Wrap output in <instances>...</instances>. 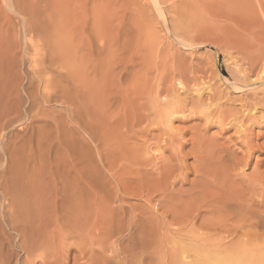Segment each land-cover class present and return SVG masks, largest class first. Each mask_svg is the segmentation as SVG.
I'll use <instances>...</instances> for the list:
<instances>
[{"label": "rangeland", "instance_id": "obj_1", "mask_svg": "<svg viewBox=\"0 0 264 264\" xmlns=\"http://www.w3.org/2000/svg\"><path fill=\"white\" fill-rule=\"evenodd\" d=\"M27 1L34 4L40 16L37 18L47 29L63 23L69 28L72 25L71 28L84 27L87 31V85L79 90L83 119H76L72 107L43 100V84L40 83V88L37 86L39 79L34 73V55H22L29 39H24L22 34L21 17L5 7L12 22V44L19 46L25 59L24 71H20L23 124L18 121L16 124L20 126L15 125L5 136L2 133L0 146L7 148L13 135L36 119L35 128L45 137L40 139H44L47 172L53 173L54 179H58V174H71L72 179L84 174L83 181L88 184L85 181L82 184L84 199L91 203L82 207L67 202L55 207L51 203L40 213L27 217L28 225L24 229L25 221L11 220L3 206L6 202L0 200V205L3 204L0 207V264H107L110 261V264H119V244L127 243L130 231L120 229L118 222L111 233L105 228L110 222L106 220L115 216L122 222L123 217L126 219L133 212L132 217L138 216L139 220L133 217L137 223L149 220L153 213L159 220L175 222L176 229L179 226L178 229L192 230L212 240L263 241L264 221L262 228L252 229L249 224L239 225L238 220L231 219L227 233L221 223L216 229L211 224L220 221L211 202L218 201L220 195L240 197L253 207L257 205L255 210H263L264 215V0ZM37 3L42 4L40 9ZM41 12L46 13L44 17ZM29 77H33L38 87L41 103L40 111L30 116L27 112ZM173 104L180 112L166 125L168 119H162L161 113ZM90 118L94 120L96 137L83 123ZM6 148H0V165ZM28 152L30 149L27 155ZM92 197L100 202L98 206L92 203ZM250 197L254 199L251 202ZM72 209L76 214L79 211L77 219L76 214H69ZM57 210L60 216H56ZM114 211L118 217L111 216ZM186 214L198 215V218L186 225L180 218ZM176 215L180 219H174ZM73 219L85 223L80 238L68 234ZM176 221L179 225H175ZM58 226L64 229L59 230ZM66 232L68 237L62 238ZM241 232L245 238L239 236ZM60 236L66 241L60 240ZM153 251L142 264H160L156 262V250V254Z\"/></svg>", "mask_w": 264, "mask_h": 264}, {"label": "bare ground", "instance_id": "obj_2", "mask_svg": "<svg viewBox=\"0 0 264 264\" xmlns=\"http://www.w3.org/2000/svg\"><path fill=\"white\" fill-rule=\"evenodd\" d=\"M37 1H39V0H37ZM47 1H49V0H47ZM47 1H46V4H48V3L50 4V2H47ZM32 2L35 3V0H32ZM54 2H57V0H55ZM58 2H59V0H58ZM40 3H37V5L39 4V7L36 6V4H35V6L39 9H40V5H42ZM51 4H52V2H51ZM73 4H75V3H73ZM5 7L9 11H11L14 14L21 17V22L19 24L22 23V25H21L22 26V34L24 36V39H26V40L29 39V43H26V46L24 49V54H22V55L27 56L28 53H32L34 55L33 67H34V70H36V71H34V70L33 71H34V73L36 72L38 75L37 78L39 79V82H38L37 86H39L40 83L43 84L42 87H43L44 93H41L43 100L46 103L51 102V101H56L58 104V102H61V103L65 104L64 106L67 105V108L72 107V109H73L72 114L76 117L77 120H82L83 116L81 114V110L79 109V106L81 104V100L83 101V99H81V93L79 92V90L80 89L83 90V88H85L87 85V72H88V67H89V63H88V59H87V50H86V47H87L86 40L88 39L86 29L84 27L71 28L72 25H70L71 27L69 28L67 26H64L63 23H62L63 26L60 25L59 23H57V25H60V26H57V27L55 26L51 29H49V28L47 29L45 27L46 25L44 26L43 25L44 23L40 22V20L37 18L40 16H38V12L35 9L34 4H32L31 2H28L27 0H0V136L2 133H4V136H5V133L7 131L13 130L15 128V125H17L16 123L18 121L22 123V121L20 119L22 116V114H21V110H22L21 107L22 106H21V98H20V87L22 86L21 81H23V79H21V75H20L21 72L20 71L23 70V65L25 63V59H23L22 55L20 54L21 52L19 51V46L17 44H12L13 35L10 33V31H11L10 30V28H11L10 24H12V22H11V19H10L9 14L7 13ZM54 9H57V8L54 7ZM51 10H53V9H51ZM43 13L44 12H41V14H43ZM45 14H43V17ZM42 20H45V18H43ZM71 21H73V20H71ZM45 22H47V21H45ZM19 30L21 31L20 27H19ZM14 36H15V33H14ZM15 41H16V39H15ZM96 66L97 67L99 66V62H98V64H96ZM47 75H49L50 77L46 78ZM22 83H24V82H22ZM27 85H29V86H27ZM27 85L26 86L28 87L27 88L28 89V99L30 102V106H29V108H27L28 109L27 112L30 116V114L32 112L36 111V114H37L40 111L41 103L39 101V98H40L39 94L40 93L37 90L38 87H35L33 77L28 78V84ZM39 88H40V86H39ZM46 90H49V92L46 93ZM24 92H25V90H24ZM83 94L84 93L82 92V95ZM23 104H24V102H23ZM63 104H61V105L63 106ZM86 105H88V104H86ZM25 106H27V103ZM84 106H85V103H84ZM177 109L178 108L175 107V105L174 106L169 105V107H167L165 111H162L163 113H161V118L162 119H168V121H166V125H168V124L170 125L171 117H174V115L176 116L180 112V111L177 112ZM84 114H85V112H84ZM23 121H25V120H23ZM34 121H36V119H34ZM34 121L29 126H27V128L25 130H23V131L21 130L22 132H17L16 134H14L13 137L9 140L7 148L4 147L5 145L3 147L0 146L1 149L6 148L4 150L5 151L4 160L2 161V158H1V161L3 162V164L1 162L2 165H0V200H2L1 202H6V205H3V204H1V205L5 206L4 207L5 211L8 214L7 216H9L11 220H15V222L17 221L18 223L25 221L24 222L25 224L23 227L24 229L28 225V224H26L27 223V217H31L36 212L40 213V211H42V209L45 206L48 207V205H51V203H54L55 207L59 206L60 202H63V203L67 202L66 204H68V205L70 203L71 205H74V207L78 206V205H80V207H82L88 203L84 199L85 198V191H84L85 189L82 186L83 182L85 181V180L83 181L84 174L78 175V171H77L78 176H77V178H74V179H72V177L70 176L71 174L70 175L68 174L66 176H64L62 174H58V176H59L58 179L57 178L54 179L55 175L53 173L47 172V170H46L47 161H46L45 152H44L45 147L42 144V141H44V139H42V140L40 139L42 137L41 136L42 134H40V131L36 130L35 126H37V124L35 125ZM83 123H84L85 128L89 132H91L92 135H94L96 137L97 133H95V132H97V131H96V127L94 126V120L93 119H91L90 121L85 120ZM39 124L41 125V122ZM49 125H51V124H49ZM17 126H20V125H17ZM43 128H45V127H43ZM46 128H47V125H46ZM80 128H81V126H80ZM11 133H13V132H11ZM11 133H10V135H11ZM6 134H8V133H6ZM92 135H90V136H92ZM7 136H9V135H7ZM2 137H3V134H2ZM42 138H45V137H42ZM2 142H3V140H2ZM3 144H1V145H3ZM46 144H48V143H46ZM28 149H30V153L28 152L29 155L26 154ZM0 152H2V151H0ZM50 164H52V162ZM133 165H134V163H133ZM72 170H73V168H72ZM84 170H86V168ZM58 173H59V171H58ZM74 177H76V176H74ZM58 181H60V182H58ZM256 182H257V184H260L258 182H261V181L257 180ZM85 183H86V181H85ZM84 186H85V184H84ZM255 188L257 189V186H255ZM236 189L237 188H235V190ZM253 191L255 192V190H253ZM243 192L246 193V191H243ZM95 194H96V192H95ZM252 195L253 194H251V196ZM119 196H121V197H119L120 200L124 197V196L122 197V195H119ZM95 197H97V196H95ZM116 197H118L117 194H116ZM220 197L221 198L218 201L215 200V202H211V205L214 206L215 214L218 216L217 218L219 220L217 218L216 219L218 221H220V222L216 221L217 222L216 224H211L212 226H215L216 229H217L218 225L220 226L221 224H223V226L221 225L222 227H224L222 229L224 231L226 230L225 232L227 233V228H228L227 226L229 223L228 221L231 219H233V221H234V219L236 221L238 220L239 225L246 226L247 224H249V227H251L252 229L259 228V226L264 221V219H263L264 215H262L263 213H261V212H263V210L261 212H258L255 210L257 205L255 207H253V204L245 203L240 197H232V196H228V195H223V196L220 195ZM92 199H93V197H92ZM245 199H246V197H245ZM122 200H124V198ZM251 200L252 201L254 200L253 197L252 198L250 197V202H251ZM100 201L102 202L103 199H101ZM245 201H248V200H245ZM98 202L99 201H97V199H96V202L93 199L92 203H97V206H98ZM106 202H109V201H106ZM113 202H111V203H113ZM120 202L122 203V201H120ZM209 202H210V200H209ZM90 203H88V204H90ZM165 204L166 203H164L163 205H165ZM1 205H0V207H1ZM106 205H107V203H106ZM206 205L207 204H205V206ZM101 206H103V205H101ZM161 206H162V204H161ZM168 206H170V205H168ZM175 208H176V210H178L177 207H175ZM114 209H118V208H114ZM119 209L122 211V205L119 207ZM167 209L168 208H166L165 210H167ZM170 209H168V210H170ZM102 210H100V212ZM128 210L129 209H127L126 211H128ZM171 210H170V212H173ZM58 211L59 210H57V212H55L56 216H60L61 212L59 211V213H58ZM95 211L96 210L94 209V212ZM112 212H113V210H112ZM115 212L116 211H114V214L110 213L111 216L117 215V217H118V214ZM178 212H179V210H178ZM178 212H177V214L180 213V212L179 213ZM78 213H79V211H78ZM82 213H81V215H82ZM98 213H97V216H98ZM200 213L201 212H199V214ZM43 214H41V215H43ZM52 214H53V212H52ZM69 214L75 215L76 212L74 209H72L69 211ZM77 214H76V216H77ZM99 214H100V216L102 215L101 218H104V215L102 213H99ZM106 214H109V212ZM119 214L122 215V213H119ZM127 214L128 213H126V216H127ZM152 214L149 215V220L141 221V223H137V221L139 220L138 216L137 217L133 216L134 218L136 217L138 219L135 222L134 220L136 218L134 219L131 215H129V216H131V218H133L132 220H131V218L129 219L131 221L128 220L129 216L125 217L126 219H124V217H123L124 220L122 219L121 220L122 222L119 221L120 218L115 219L116 218L115 216H114L115 218L112 216V219L106 220L107 223L110 221L108 223V225H105L106 226L105 228L108 230L110 229V232L113 231L114 228H116V227H114V225L116 226L118 222H119L118 224L120 226V229L121 228L122 229L127 228L130 231V232H128L129 237H128L127 243L125 244V242L122 241L123 243L121 242L122 244H119L120 247L118 246L120 248V249H118V251L120 250L119 251L120 257L118 256L120 261L117 260L119 262V264H121V261L123 262V264H138V263L142 264V262H144L147 255H149V253L151 252V250H154V251L156 250L157 254L154 251H153V253L158 255L157 256L158 261H156V262H158L160 264H264V239H263L264 236H263V238L261 236L263 241H260V240L253 241L251 238V241H253V242H245L244 240H242L240 238H239L240 240L236 239V241H231V240L226 241V239H228V238H226L224 240L216 239V238H215L216 239L215 240L213 238V240H212V239H210V236L206 237L205 235H201V234L196 233L192 230L191 231L190 230L184 231L183 230L184 228L178 229L179 226H177V229H176V226H174L175 222H173V224H171L169 222L164 221V218H163L164 215L162 216L163 220H159L158 216H157L158 217L157 218V217H155L156 215L154 216V214H153V216H152ZM170 214H172V213H170ZM180 214L183 215L182 213H180ZM37 215H39V214H36V216ZM165 215H167V214H165ZM2 216H3V214H2ZM107 216H109V215H107ZM111 216L109 218H111ZM123 216H125V215H123ZM177 216H179V215H176L173 218L177 219V220L182 218L183 220H185L184 224H186V225L187 224L190 225L191 221L194 222V220H196L198 218V215H194V216L190 217V216H188V214H186L180 218H178ZM34 217H35V215H34ZM64 217H67L66 214L64 215ZM39 218H41V217H39ZM61 218L62 217H58V219H61ZM77 218H78V216L75 219H77ZM82 218H83V216H82ZM84 218H86V216H84ZM95 218H93L95 220L94 222L97 221V219H95ZM99 218L100 217H98V220H99ZM171 218H169V219H171ZM213 218H211L210 221ZM52 219L54 220V218H52ZM141 219L142 218H140V220ZM165 219H166V216H165ZM169 219L167 218V220H169ZM31 220H33V219H31ZM67 220H68V218H67ZM73 221H74V219H73ZM212 221L214 222V219ZM212 221H211V223H212ZM84 222H86V221H84ZM94 222H93V224H91V223L90 224L93 226ZM177 223L178 222L176 221L175 225H179ZM219 223H221V224H219ZM53 224H54V221H53ZM84 224L85 223H83L81 220H80V222L74 221L73 225L70 223V225H72L70 228L71 234L66 232L65 233L66 236L63 235L62 238L65 237V239H66L68 237L67 233L69 234V236L71 235V236H74L75 238L79 237L81 235V233L84 231L82 229ZM101 224H102L101 226H103L104 223H102V221H101ZM192 224H194V223H192ZM207 224H208V222H207ZM61 225H63V224H61ZM98 225H100V223H98ZM98 225L96 224L95 226H98ZM53 226H56V224ZM92 226H90V227H92ZM229 226H230V224H229ZM231 226H233V225H231ZM236 226H237V224H236ZM262 226H263V224H262ZM171 227H173V228L171 229ZM58 228H59V226H58ZM60 228H59V230H60ZM95 228H97V227H95ZM181 228H182V226H181ZM231 228H233V227H231ZM238 228H239V230L238 229L237 230L240 231L241 226ZM242 228H244V227H242ZM24 229H23V231H24ZM98 229H99V226H98ZM100 229H101V227H100ZM89 230L90 229H88V231ZM102 230H98V231H102ZM237 230H234V231H237ZM63 231H67V230H63ZM244 231H246V230L244 229ZM211 232H213V231H211ZM51 233H52V231H51ZM86 233H89V232H86ZM106 233H109V232L106 231ZM241 233L242 234L239 233L240 234L239 236H241V238H245V236L242 237L244 235L243 232H241ZM60 234H61V232H60ZM207 234H209V232ZM233 234H234V232H232V235ZM53 235H54V233H53ZM53 235H52V237H53ZM115 235H117V233ZM252 235H254V234H252ZM112 237H114L113 234H112ZM253 238H254V236H253ZM54 239H56V238H54ZM230 239H232V238H230ZM60 240H63V242L66 241L64 239H61V236H60ZM80 240H83V239H80ZM50 241H52V240L50 239ZM50 243H53V242H50ZM30 245H31V241H30ZM57 251L58 250H56L55 252H57ZM66 252H68V251H66ZM58 254L59 253H57L56 255H58ZM152 257H153V255H152ZM154 257H155V255H154ZM107 261H109V260H107ZM98 262H102V261L98 260ZM110 262H108V263L110 264ZM102 264H104V262ZM146 264H147V262H146Z\"/></svg>", "mask_w": 264, "mask_h": 264}]
</instances>
